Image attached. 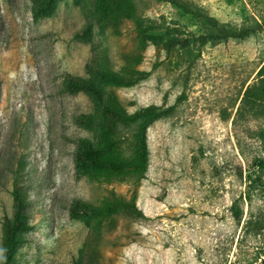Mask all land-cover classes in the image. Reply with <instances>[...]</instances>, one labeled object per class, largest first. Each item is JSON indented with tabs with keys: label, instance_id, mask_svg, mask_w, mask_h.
Listing matches in <instances>:
<instances>
[{
	"label": "rangeland",
	"instance_id": "1",
	"mask_svg": "<svg viewBox=\"0 0 264 264\" xmlns=\"http://www.w3.org/2000/svg\"><path fill=\"white\" fill-rule=\"evenodd\" d=\"M44 1L54 11L35 19L32 0H0V258L18 171L29 203L13 264H264V0H175L193 13ZM196 14L251 33L204 42L214 28ZM69 76L100 97L69 90ZM109 94L129 116L160 113L147 164L77 173L80 138L105 153L113 141L104 156L117 164L137 158L139 121L101 137Z\"/></svg>",
	"mask_w": 264,
	"mask_h": 264
},
{
	"label": "trees",
	"instance_id": "2",
	"mask_svg": "<svg viewBox=\"0 0 264 264\" xmlns=\"http://www.w3.org/2000/svg\"><path fill=\"white\" fill-rule=\"evenodd\" d=\"M103 0L98 2V5L102 3ZM160 1H168L171 4H178L179 7L183 8L185 12L193 13L190 10L188 4L179 3L175 0H160ZM32 16L37 19L40 16H49L54 11V5L50 1H44L43 3H39L38 0H32ZM121 2V0L119 1ZM110 8V7H109ZM99 9V8H98ZM111 9V8H110ZM195 13V12H194ZM198 18L202 19L205 25L208 26L209 29L214 28L211 32L207 33L202 37L204 42H211L216 44L218 42L226 41L229 39H243L247 37L251 30L249 27L242 25L236 27L234 25H229L225 23H219L215 18L196 14ZM102 16L98 17L100 21ZM162 36H156V41L161 40ZM102 78L107 81L118 82L119 80L109 72H102ZM67 88L71 91L82 89L91 92L94 95H99V89L90 81L69 76L67 79ZM103 112V123H102V131L101 137L106 139L107 136L111 135L114 131V126L117 122L121 121L123 123H127L128 121H139V130L137 131V158L133 162H128L127 164H117L109 159H107L104 155L111 150V146L113 141H108V147L106 148V153L99 147L94 146L90 140L87 138H80L78 141L77 151L75 155V167L77 173H88L95 171H105V170H120V169H129V168H138L140 171H143L147 164L148 159V150L146 144V136L145 130L148 125L156 119L160 113L157 112L155 106H148L140 109L134 115L125 114L124 110L118 108L113 101V97L109 94L107 100L103 102L102 107ZM22 153L20 158L17 161V169L22 166ZM258 163L259 169H264V162L260 160H255ZM19 172H16V176L13 179L12 184V198L15 208L14 219L10 224L6 226V242L3 249V256L0 258V264H13V250L15 245L18 242L17 234L19 231L27 229L25 224V209L28 206L29 200L26 197V193L28 188L21 183L19 177L17 175ZM259 181V178L256 179ZM74 211L82 212L87 211V207L80 206L79 203H75ZM101 210H97L95 213H98Z\"/></svg>",
	"mask_w": 264,
	"mask_h": 264
}]
</instances>
